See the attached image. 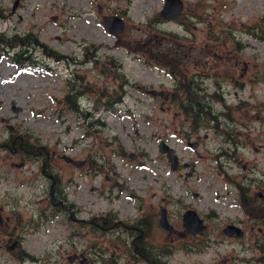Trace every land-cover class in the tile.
Instances as JSON below:
<instances>
[{"label": "rangeland", "instance_id": "obj_1", "mask_svg": "<svg viewBox=\"0 0 264 264\" xmlns=\"http://www.w3.org/2000/svg\"><path fill=\"white\" fill-rule=\"evenodd\" d=\"M182 1L179 18L165 20L164 0H0V207L22 235L13 250L0 245L6 264H67L80 252L90 264H146L124 251L119 224L109 229L141 219L162 264H264V211L260 221L240 203L264 206V0ZM110 15L125 24L116 35L103 24ZM175 44L198 95L219 98L205 96L223 133L215 121L186 133L170 99L176 80L147 51ZM70 93L88 118L65 104ZM161 139L179 157L174 171ZM52 177L91 221L83 239L49 204ZM187 209L206 231L184 230ZM162 210L173 232L160 227ZM105 219V230L94 225ZM239 221L241 237L224 235Z\"/></svg>", "mask_w": 264, "mask_h": 264}, {"label": "flooded vegetation", "instance_id": "obj_2", "mask_svg": "<svg viewBox=\"0 0 264 264\" xmlns=\"http://www.w3.org/2000/svg\"><path fill=\"white\" fill-rule=\"evenodd\" d=\"M184 72H188L187 68H183ZM188 75V74H187ZM169 94V93H168ZM19 147H21L19 145ZM76 160V159H75ZM79 161H84L81 166L89 165V163H86L85 160H79ZM74 165L73 163H70ZM76 166V165H74ZM81 166H76V167H81ZM56 185V186H55ZM47 199L51 207H53L55 212L58 213H64V215H68V222L67 225H72L71 230H70V235L71 239L76 238L77 240L83 239L84 238V227L86 223L88 226L89 224H92L91 221H86L84 218L78 217L79 214V209L77 206L75 207L72 202H70L67 198V195L65 193V189L63 187L59 186V182L56 178L52 177V183L50 185V188L47 191ZM257 199H261V194H259L256 197ZM246 202H252L253 204L256 205L255 201L253 199H247L245 197ZM261 206V203L258 202ZM51 212V216L54 215L55 212ZM243 211L246 213V210L243 209ZM260 216L259 220L261 221V207H260ZM161 215V213H160ZM44 216H47L44 214ZM0 245L5 246L8 245L9 243H12L7 250H13L17 246H21V241H22V235L20 233H16L14 231L9 230V224H10V216L6 215L3 217V209L0 207ZM109 219V218H108ZM110 220V219H109ZM145 219L139 220V224L137 221H132V223L124 222V221H111V225L109 226V229L113 228L116 224H119V239L121 240V243L123 245H128L129 248L131 249L129 251V248L127 249L124 247V251L128 253L132 258H135L136 260L139 259L140 261L146 263V264H162V261H160L159 257L164 256L165 250L162 249L161 252L156 253L152 250V247L150 243L147 240V232L145 229H143L145 223ZM107 223V219L102 221V224H94L97 228L99 229H104L103 227L104 224ZM159 223V222H158ZM242 221L239 222H233V223H228V224H234L241 228ZM161 227V226H160ZM91 228V227H90ZM121 228V229H120ZM162 228V227H161ZM16 228H14L15 230ZM18 229V228H17ZM124 229V230H123ZM173 232V231H172ZM197 235V234H195ZM76 241H73L72 243H76ZM16 257L15 259L18 260H24V259H30L33 262L40 261L41 259H33L32 257L28 255H23V253L19 255H14ZM25 257V258H24ZM67 264H90V258L86 256L83 252L80 253H73L69 255L67 258ZM2 264H6V259H0Z\"/></svg>", "mask_w": 264, "mask_h": 264}, {"label": "trees", "instance_id": "obj_3", "mask_svg": "<svg viewBox=\"0 0 264 264\" xmlns=\"http://www.w3.org/2000/svg\"><path fill=\"white\" fill-rule=\"evenodd\" d=\"M176 45L177 44H175V48L173 47L168 50H159L160 48L157 45H154L152 48L150 47L147 49V51L149 52V56L156 62L168 65L170 68V74L176 80V83L170 93V99L187 121L188 131H186V133L195 134L202 126H209V124L214 121L215 125H213V128L219 129L221 124V121L218 119L219 115L214 113L209 99H206L208 97L205 96L208 95L211 99L215 100H218L219 98L214 94H204L203 96L198 95L201 88L197 83V74L193 73L189 76L187 75L188 72H184V69L180 67L182 63L180 53L182 48L180 45L179 48H176ZM154 47H156V49H154ZM18 55L21 54H16V56ZM17 63L19 62L17 61ZM193 64L196 66L197 61H194ZM117 66L119 67L120 65L118 64ZM73 95H71V93L67 94L63 98V101L66 105H68L69 109L81 114L84 119L88 118L89 115L85 111L80 110L81 108L78 106V102L76 101L77 95ZM120 100V97H116L115 102ZM219 131L223 133V129H219ZM240 201L241 205L246 210V213H248L251 217L259 218L260 207L261 211H264L263 205L260 206L259 204L255 205L252 202H246L244 196L240 198ZM261 218H263L262 213Z\"/></svg>", "mask_w": 264, "mask_h": 264}, {"label": "water", "instance_id": "obj_4", "mask_svg": "<svg viewBox=\"0 0 264 264\" xmlns=\"http://www.w3.org/2000/svg\"><path fill=\"white\" fill-rule=\"evenodd\" d=\"M182 8H183L182 0H164V4L162 6L159 15L161 18L165 20H176L179 18ZM103 24L105 29L112 35H116L122 32L125 27L123 19L115 15H110L105 17L103 20ZM149 92L153 96H162V97H166L168 94L167 91H157L155 89H152ZM188 144L191 146H195V144L197 143L194 142ZM158 150L161 154H164L166 156L170 165V169L172 171L176 170L179 167L180 160L175 150L162 139L159 140ZM63 160L67 163H73L76 166H81V164H83L84 162V161L75 160L67 156H63ZM159 225L168 232H172L174 230L173 226L168 222L165 210L161 211ZM182 226L184 230L191 235H195L207 230V225L200 217L198 212L194 209H187L183 212ZM222 231L224 235L228 237L231 236L241 237L243 235V230L234 224H226L222 229Z\"/></svg>", "mask_w": 264, "mask_h": 264}]
</instances>
